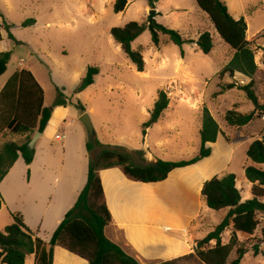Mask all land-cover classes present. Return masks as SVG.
<instances>
[{"label":"rangeland","instance_id":"374dc122","mask_svg":"<svg viewBox=\"0 0 264 264\" xmlns=\"http://www.w3.org/2000/svg\"><path fill=\"white\" fill-rule=\"evenodd\" d=\"M113 1L0 0V25L3 21L9 24L14 38L9 39L7 31L1 27L5 46L0 45V50L11 52L7 74L20 65L32 72L43 89L44 106L52 104L57 97L56 87L59 88L67 101H79L87 110L92 109L88 116L98 141L127 151L142 150V155L132 154L140 164L156 159L176 161L195 155L200 147L202 109H208L220 129L216 141L208 145L212 157L199 166L184 168L164 183L156 186L141 184L142 203L140 209L134 211L136 219L149 218L151 224H163L168 226L167 229L177 231L176 227L184 232L187 240L184 234H179L186 245V252L160 261L173 260L192 253L196 242L211 231L227 212V209L207 208L199 194L206 181L203 182L200 171L210 162V172L213 173L210 178L233 173L242 199L251 198V183L244 176V167L252 164L246 150L250 142L260 138L264 131V112L256 113L243 127L225 123L223 117L227 110L247 114L254 109L253 103L243 90L236 87L214 94L222 85H243L250 79L240 73H234L232 77L227 74L218 76L234 51L222 40L195 0H158L154 4V19L155 23L178 31L184 39L195 41L201 33L208 32L212 49L207 54L193 42L177 46L165 35H161L160 44L154 46L148 28V11L151 8L146 1L128 0L126 8L119 13L113 12ZM240 1L241 16L247 25L246 37H257L251 46L257 65L253 90L259 103L264 104V57L261 49L264 47V36H261L264 32V0ZM228 7L235 12L239 6L236 0H229ZM27 19L34 22L23 26ZM129 21L145 24L143 32L131 43L132 49L143 56L145 65L142 72L136 71L109 33L111 27L123 26ZM89 66L98 67L99 72L93 84L77 92ZM161 90L166 93L169 103L157 122L146 129L145 142L142 125L148 120ZM68 108L66 122L72 119L78 122L76 118L80 111L71 104ZM120 135L123 136L122 141ZM18 137L17 134H9L5 139ZM22 140L24 136L16 141ZM261 168L264 169V165ZM142 210L145 212L143 215ZM10 213L6 208L0 209L1 231L13 222ZM259 220L253 234H236L247 250L240 264H264V215L260 214ZM135 230L136 233L144 231ZM230 231L226 229L222 233L223 243L228 241ZM117 239L125 242L124 234L119 232ZM213 244L211 242L210 246ZM142 245L144 252H151L163 244L148 240L141 243L139 249H143ZM254 246L258 248L256 253ZM126 252L139 264L158 262L152 254H140V250H135L132 245ZM59 255L58 252L56 257ZM32 260L26 256L25 264H32ZM172 264L203 263L190 258Z\"/></svg>","mask_w":264,"mask_h":264},{"label":"trees","instance_id":"16d2710c","mask_svg":"<svg viewBox=\"0 0 264 264\" xmlns=\"http://www.w3.org/2000/svg\"><path fill=\"white\" fill-rule=\"evenodd\" d=\"M150 8L158 0H144ZM198 7L210 18L216 32L234 51L232 58L218 73L219 77L227 74L232 77L240 73L250 79L243 85L229 83L221 86L218 95L224 90L236 87L243 90L247 98L253 103L254 109L247 114L233 109L224 113V121L228 126L243 127L247 125L256 113L264 112V104L259 103L253 90V76L257 70L254 61L252 44L257 37H246L247 25L241 16L234 19L222 0H195ZM127 0H114L112 10L114 13L122 12ZM33 19L25 20L22 25L33 23ZM1 27L7 31L9 39H14L10 32V25L2 22L0 25V41L2 40ZM145 24L129 21L123 26L111 27L109 33L120 46L126 57L134 65L137 72L144 71L142 54L132 49L131 43L144 30ZM151 42L154 46L160 44V36L165 35L177 46L193 42L207 54L212 49V40L208 32L201 33L197 40L184 39L178 31L157 23L148 25ZM264 36V32L261 34ZM262 54L264 57V47ZM10 51L0 52V76L6 71L10 59ZM99 69L89 66L85 76L81 79L77 92L93 84L94 77ZM57 97L48 107L43 105L44 92L32 72L21 68L13 72L0 90V134L8 131L12 134H25L21 142L8 141L0 146V182L7 174L15 160L21 155L29 178V165L34 156V149H29L27 143L34 131L43 132L55 106L74 105L80 113L85 107L79 101H67L65 95L56 87ZM169 99L164 91H159L158 98L150 112L148 120L143 123V136L146 129L157 122L163 111L167 108ZM220 132L217 122L207 108L202 109L200 147L195 155L187 159L176 161L156 159L153 162L140 164L133 159V153L142 155V150L127 151L123 147L103 144L95 137L86 139L85 148L88 153V166L86 182L77 196L73 206L64 214L63 219L54 229L48 242L43 241L30 231L25 225L22 215L17 212L10 213L13 222L0 230V264H24L29 254L34 255V264H53L54 248L60 246L72 254L83 258L87 264H139L130 254L125 252L118 244L105 235V228L112 222L110 211L106 205L105 196L99 176L102 169L117 167L130 180L142 183H156L165 180L170 172L177 168L192 166L210 156L211 147L207 143L216 141ZM29 134H32L31 136ZM246 156L252 164L244 167V176L251 183V198L242 199L240 190L236 187V177L233 173L222 176H213L210 172L211 162L200 171L205 181L200 189V196L204 204L211 210L227 209L223 218L203 238L196 242L192 253L180 256L173 260L158 261L154 264H172L178 260L196 258L203 264H240L246 248L237 238V233L251 235L260 224L259 215H264V131L260 138L250 142ZM2 198L0 195V207ZM230 229L227 242L221 241V235ZM162 240L168 248V255H178L186 252V245L179 232L168 229ZM132 240L141 241L152 236L153 232L136 233L132 231ZM131 233V234H132ZM264 234V227H263ZM164 237V238H163ZM214 242L212 246L210 243ZM255 253L258 251L254 246Z\"/></svg>","mask_w":264,"mask_h":264},{"label":"crops","instance_id":"0c3cea01","mask_svg":"<svg viewBox=\"0 0 264 264\" xmlns=\"http://www.w3.org/2000/svg\"><path fill=\"white\" fill-rule=\"evenodd\" d=\"M223 1L234 19L241 17L240 0H236L239 7L235 12L230 11L228 7L229 0ZM0 45L5 46L3 38L0 41ZM21 68L24 67L20 65V68L16 70ZM13 72L7 74L6 70L0 76V90ZM69 105L53 107L41 137L34 145V156L29 165V178L26 177L27 167L19 154L0 182V194L3 199L1 208L8 209L9 213H20L25 225L35 236L45 242H48L52 232L63 219L64 214L73 206L87 178L88 153L85 148L87 135L84 126L79 121L82 113L79 112L77 115L76 119L78 122H74L73 119L70 122H66ZM91 110V108L87 110L85 107V112L88 115ZM70 128H72V131H69ZM9 134L12 133L4 131L0 134V145L8 141H16L22 136L25 137V134H17L19 135L18 139H5V136ZM119 137L120 141H122L123 136L120 135ZM144 140L146 142V135ZM210 144L207 143V145ZM211 157L208 156L192 166L174 169L165 180L151 184L156 186L169 181L171 176L182 172V170H185L184 168L199 166ZM99 176L106 205L112 218L111 224L105 228L107 238L118 244L125 252L129 245H132L135 250H140V254H145V252L152 254L151 256L156 257L157 261L172 257V255H168L169 247L159 237L167 233L168 226L165 227V225L158 223L151 224L149 218L147 220H145L146 218H134V211L139 210L142 203L140 187L143 183L128 179L121 169L117 167L102 169L99 171ZM143 214H145L144 210H142ZM27 217L31 219V222L28 221ZM135 229L153 232V235L134 242L132 240V231H136ZM174 229L180 234H184L178 228L175 227ZM119 232L124 234L125 242L123 243L117 239ZM184 238L188 239L185 234ZM148 240L163 245L159 246L156 251L151 252H144L145 247L143 245V249H139V247L141 248V243ZM58 252L60 253L59 258L56 257ZM27 256L33 258L32 264H34V255L29 254ZM53 264H87V261L60 246H56L54 248Z\"/></svg>","mask_w":264,"mask_h":264},{"label":"water","instance_id":"95a60500","mask_svg":"<svg viewBox=\"0 0 264 264\" xmlns=\"http://www.w3.org/2000/svg\"><path fill=\"white\" fill-rule=\"evenodd\" d=\"M156 15V10L154 8L149 9L148 11V25L151 23H155V17ZM79 121L82 123L86 130V135L89 140H92L95 137L94 129L92 126V123L90 121V118L88 116L87 112H84L81 114L79 117ZM41 132L36 130L34 131L33 135L31 136L30 140L27 143V147L29 149H33L36 141L41 137Z\"/></svg>","mask_w":264,"mask_h":264},{"label":"built area","instance_id":"2783aa9c","mask_svg":"<svg viewBox=\"0 0 264 264\" xmlns=\"http://www.w3.org/2000/svg\"><path fill=\"white\" fill-rule=\"evenodd\" d=\"M23 61H21V63H22Z\"/></svg>","mask_w":264,"mask_h":264}]
</instances>
